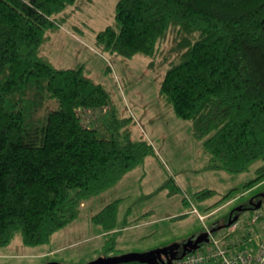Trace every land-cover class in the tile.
<instances>
[{
  "label": "trees",
  "instance_id": "trees-1",
  "mask_svg": "<svg viewBox=\"0 0 264 264\" xmlns=\"http://www.w3.org/2000/svg\"><path fill=\"white\" fill-rule=\"evenodd\" d=\"M77 2L0 0V246L17 235L30 247L50 242L83 201L154 154L145 139L132 138L131 118L117 116L108 90L84 66L58 69L42 54L46 33L62 25L57 16ZM115 11L118 29L98 32L97 45L124 58L155 57L172 35L163 99L192 122L209 169L243 174L259 164L250 184L263 180L264 0H119ZM94 109L104 110V130L84 119ZM161 189L180 191L173 179ZM117 202L92 217L108 236L106 254L119 233L112 232Z\"/></svg>",
  "mask_w": 264,
  "mask_h": 264
},
{
  "label": "rangeland",
  "instance_id": "rangeland-1",
  "mask_svg": "<svg viewBox=\"0 0 264 264\" xmlns=\"http://www.w3.org/2000/svg\"><path fill=\"white\" fill-rule=\"evenodd\" d=\"M77 1L57 16L61 27L46 33L49 61L58 69L84 66L89 77L108 90L117 116L131 118L132 138L145 139L154 154L115 187L83 201L77 219L56 231L50 242L30 247L17 235L8 246H0V264H90L130 254L180 252L182 244L201 235L206 227H222L217 235L226 234L224 225L229 221L224 220L232 219L231 215L238 217L235 236L240 241H264V179L250 184L259 164L243 174L209 169V157L203 152V142L193 135L192 122L178 118L160 94L170 67L164 61L173 46L172 35L162 42L155 57L107 53L97 45L96 35L107 27L118 29L115 8L119 0ZM84 114L92 128L104 130V110ZM170 179L180 190L177 194L161 189ZM203 190H213V194L196 199ZM114 201H118L117 226L112 232L119 233L115 250L106 254L103 248L108 236L92 217ZM258 204L257 213L242 208ZM193 209L205 219L200 221ZM216 223L221 226L214 227ZM245 232L246 238L241 237Z\"/></svg>",
  "mask_w": 264,
  "mask_h": 264
},
{
  "label": "built area",
  "instance_id": "built-area-1",
  "mask_svg": "<svg viewBox=\"0 0 264 264\" xmlns=\"http://www.w3.org/2000/svg\"><path fill=\"white\" fill-rule=\"evenodd\" d=\"M193 211L200 221L205 219L198 211L195 209ZM236 229L238 222L228 227L224 236H218L206 227L205 232L209 233V240L206 243L208 246L201 251L188 253L182 259L173 260L171 264H264V241L260 238L258 241L253 238L247 240L241 238V241L237 237L232 239ZM230 239L231 242L228 241Z\"/></svg>",
  "mask_w": 264,
  "mask_h": 264
},
{
  "label": "water",
  "instance_id": "water-1",
  "mask_svg": "<svg viewBox=\"0 0 264 264\" xmlns=\"http://www.w3.org/2000/svg\"><path fill=\"white\" fill-rule=\"evenodd\" d=\"M255 210L260 208V204L257 206L253 207ZM238 217L235 216L234 218H229V222L224 225L225 228L230 227L232 224L237 221ZM223 227V228H224ZM216 229H211V232H215ZM208 235L209 233L207 232H202L201 235L192 237L190 240L182 244V251L180 255H176V252L173 250H160L155 253H150L147 254L146 256L139 255V254H130V255H125L123 257H114L110 260L106 259H99L98 261L91 262L90 264H120V263H128L132 261H138L139 263L142 264H171L173 260L176 259H182L185 257L186 254L191 253L193 251H197L203 243H208ZM50 264H58V263H50Z\"/></svg>",
  "mask_w": 264,
  "mask_h": 264
},
{
  "label": "crops",
  "instance_id": "crops-1",
  "mask_svg": "<svg viewBox=\"0 0 264 264\" xmlns=\"http://www.w3.org/2000/svg\"><path fill=\"white\" fill-rule=\"evenodd\" d=\"M45 57H48V55H49V51H48V49L47 48H45L44 47V50H43V53H42ZM196 214V213H195ZM197 215V214H196ZM197 217H198V215H197ZM199 218V217H198ZM218 223H216V224H214L213 226L215 227L216 225H217ZM213 229H216L215 231H219V230H221L222 229V227H218V228H213ZM247 233L245 232V234L243 233V235L245 236ZM220 236L221 235H224V232L223 233H221V234H219ZM218 235V236H219ZM243 237V236H242ZM228 241H230L231 242V239L230 240H228ZM242 247V246H241Z\"/></svg>",
  "mask_w": 264,
  "mask_h": 264
},
{
  "label": "flooded vegetation",
  "instance_id": "flooded-vegetation-1",
  "mask_svg": "<svg viewBox=\"0 0 264 264\" xmlns=\"http://www.w3.org/2000/svg\"><path fill=\"white\" fill-rule=\"evenodd\" d=\"M230 217H232V215ZM180 249H181L180 252H176V255H178V256L180 255V253L182 251V247Z\"/></svg>",
  "mask_w": 264,
  "mask_h": 264
},
{
  "label": "bare ground",
  "instance_id": "bare-ground-1",
  "mask_svg": "<svg viewBox=\"0 0 264 264\" xmlns=\"http://www.w3.org/2000/svg\"><path fill=\"white\" fill-rule=\"evenodd\" d=\"M208 237H209V235H208ZM209 239V238H208Z\"/></svg>",
  "mask_w": 264,
  "mask_h": 264
}]
</instances>
